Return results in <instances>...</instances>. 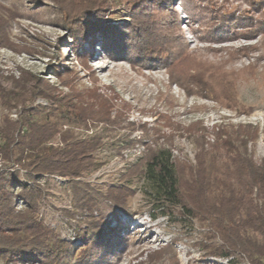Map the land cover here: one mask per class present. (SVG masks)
<instances>
[{
  "label": "rangeland",
  "instance_id": "obj_1",
  "mask_svg": "<svg viewBox=\"0 0 264 264\" xmlns=\"http://www.w3.org/2000/svg\"><path fill=\"white\" fill-rule=\"evenodd\" d=\"M84 1L0 0L10 17L0 68L3 85L13 92L10 107L0 101V122L6 115L16 120L24 101L37 108L51 105L31 96V74L68 92L58 85L64 67L74 71L77 87L95 80L117 114L115 124L73 128L78 139L101 136L95 152L100 166L76 185L57 175L41 176L38 219L71 244L75 253L66 264H80L96 222L118 245L93 251L83 264H232L211 254L208 246L219 240L204 222L153 215L152 187L141 172L144 144L169 149L185 168L195 165L197 152L196 136L185 129L189 125L211 130L252 124L259 136L247 151L264 159V0H145L136 20L133 6L120 0L95 26L107 23L116 30L92 28L87 38L76 40V15ZM62 5L73 8L70 16ZM83 49L87 57L81 58ZM58 141L56 136L53 142ZM113 193L124 206L111 202ZM236 264L250 263L240 257Z\"/></svg>",
  "mask_w": 264,
  "mask_h": 264
},
{
  "label": "trees",
  "instance_id": "obj_2",
  "mask_svg": "<svg viewBox=\"0 0 264 264\" xmlns=\"http://www.w3.org/2000/svg\"><path fill=\"white\" fill-rule=\"evenodd\" d=\"M119 2L85 0L81 3L74 39L87 38L92 28L104 33L116 30L107 23L95 26L103 24L97 19ZM127 3L133 6L131 17L136 20L145 0H127ZM62 7L64 14L70 16L73 8ZM7 12L0 5V46L5 45L3 39L10 19ZM138 28L144 30L141 24ZM79 48L80 43L75 45L76 51ZM79 55L87 57V51L83 49ZM58 77V85L68 88V92L31 74L29 81L34 86L31 96L44 97L51 105L37 108L24 101L16 120L6 115L0 122V158L4 161L0 166L2 264L27 261L66 264L72 257L75 252L71 244L55 238L54 231L37 217L43 197L38 179L57 175L79 184L75 182L77 178L100 166L95 152L102 146V140L97 134L78 139L73 128L117 123L113 102L95 85V80L91 86L77 87L72 80L74 71L67 67L61 69ZM5 78L0 68V101L10 107L13 92L3 85ZM41 108L48 110L36 118ZM194 125L185 129L196 136L195 165L184 168L169 149L144 144L146 159L141 172L152 187L153 215L179 221L200 220L212 238L219 240L208 246L213 256L226 258L232 264L240 257L250 264H264V159L257 161L247 151L248 143L258 138L259 128L252 124H219L210 130L194 128ZM56 136L59 141L54 143ZM121 151L118 153L122 154ZM110 198L116 206L125 205L117 193ZM96 223L92 236L86 238L84 255L78 258L80 264L90 260L93 251H106L109 246L118 245L116 241H109V232Z\"/></svg>",
  "mask_w": 264,
  "mask_h": 264
}]
</instances>
